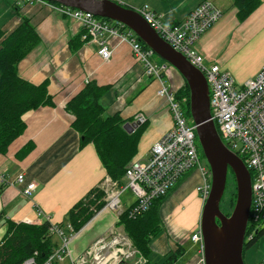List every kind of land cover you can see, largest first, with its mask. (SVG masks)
<instances>
[{
  "label": "crops",
  "instance_id": "0c3cea01",
  "mask_svg": "<svg viewBox=\"0 0 264 264\" xmlns=\"http://www.w3.org/2000/svg\"><path fill=\"white\" fill-rule=\"evenodd\" d=\"M116 1L135 9L146 6L162 22L173 25L183 20L202 0ZM210 2L220 9L222 16L198 39V47L194 51L203 57L210 58L214 43H220L219 40L224 43L233 32L264 31V0H261L259 7L243 22L237 21L236 9L231 6L232 0ZM14 4L15 0H0V31L9 33L21 22V16L30 18L41 40L19 63V75L35 84L47 80V89L52 95L54 105L40 106L25 112L22 115L26 123L25 130L9 144L4 154H0V176L3 178L0 181V187H3L0 189V240L7 230V219L39 224L47 215L51 223H61L68 210L91 189L100 187L107 176L94 145L87 143L80 146L81 136L71 126L73 115L65 109L69 99L88 81L110 86L100 98L105 114L118 112L126 122L139 121L142 124L146 121V128L138 143L136 159L147 158L151 145L173 126L166 98L158 94L161 85L166 84L164 76L168 77L167 87L174 96L186 82L173 66H168L169 63L162 59L152 62L158 67L166 65L158 77L144 74L143 65L133 56L129 42L117 37H107L112 50L108 60L98 55V46L93 42H83L73 52L69 48V40L82 29L78 20L63 15L56 5L39 2L22 3L18 15L14 12ZM153 56L154 52L151 57ZM220 61H225L224 55ZM215 63L221 66L219 61ZM263 63L264 57L244 78L256 75ZM224 67L222 68L225 69ZM139 114L143 115V122L139 120ZM28 142L33 143V149L25 157L17 158V151ZM19 174L23 176L21 183L16 179ZM195 179L200 183L198 170L190 171L179 180L164 201L166 203L171 199L168 205H173L176 199H180V209L184 211L186 220L178 214L177 216L185 220L181 223L183 226L194 231L199 227L203 205L196 190L198 182L194 189L189 188V182ZM6 180L11 183H5ZM30 181L36 183V188L32 195L25 196L21 190ZM161 207L162 212L165 211L164 203ZM37 209L44 215L38 214ZM117 215L115 210L101 208L78 232L70 236V255L56 262L69 264L71 258L77 257L111 227L123 229L116 225ZM160 237L159 254L173 250L167 233L163 232ZM184 237L185 235L181 238ZM55 239L60 245V239ZM188 241H181L186 248L177 264H187L195 258L187 248ZM253 245L243 253L244 263L256 264L264 257V248L253 255ZM151 248L155 251V241Z\"/></svg>",
  "mask_w": 264,
  "mask_h": 264
},
{
  "label": "built area",
  "instance_id": "2783aa9c",
  "mask_svg": "<svg viewBox=\"0 0 264 264\" xmlns=\"http://www.w3.org/2000/svg\"><path fill=\"white\" fill-rule=\"evenodd\" d=\"M60 10L66 16L80 22L84 30L82 39L96 43L97 53L104 60H108L112 53L107 38L111 36L129 42L133 56L143 65L144 74L158 77L160 71L165 69V64L158 67L156 63H152L150 57L153 51L150 48L143 49L137 36L123 24L112 25L90 12L79 9L60 7ZM136 10L165 41L203 73L209 89L211 119L223 143L244 162L250 173L251 205L247 226L255 229L264 227V63L256 75L237 83L218 63L207 64L205 57L191 48V43L198 40L222 16L220 9L210 0H202L183 20L173 25L162 22L159 16L146 6ZM158 94L166 98L173 126L151 145L146 159L136 160L127 166L123 184H118L109 176L103 179L101 189L106 194L105 208L118 209L122 212L121 195L130 190L135 196L136 204L129 214H139L150 207L152 200L166 195L179 179L192 170H198L200 173L201 180L196 190L200 193L201 199L204 201L209 194L211 173L200 164L199 156L202 155V149L192 119L187 118L183 102L174 96L166 84L161 85ZM139 120L141 122L145 120L142 114H139ZM16 179L21 183L23 176L19 174ZM0 181H3L1 176ZM5 183L11 181L6 180ZM35 188L36 183L30 181L26 183L21 193L30 196ZM37 211L38 214H43L39 209ZM45 216V219H48L47 215ZM113 228L114 231L108 230L92 241L77 257L71 258L69 264H145L146 259L134 247L126 232L117 229L118 227ZM52 229L60 239V245L44 264L61 261L66 255H70L68 243L73 234L69 232L72 230L71 225H66L67 232L57 226ZM252 235L253 232L247 239L249 240ZM189 238L198 246V259L195 264H205L203 239L199 229ZM32 263L35 264L34 259L30 258L23 264ZM256 264H264V257Z\"/></svg>",
  "mask_w": 264,
  "mask_h": 264
},
{
  "label": "trees",
  "instance_id": "16d2710c",
  "mask_svg": "<svg viewBox=\"0 0 264 264\" xmlns=\"http://www.w3.org/2000/svg\"><path fill=\"white\" fill-rule=\"evenodd\" d=\"M22 3L14 4L16 13L19 12ZM50 3L61 5L52 1ZM260 4L261 0H232L231 6L236 9L237 21L243 22ZM96 17L112 25L120 23L109 18ZM3 33L0 31V39ZM83 33L84 30L81 29L78 35L69 40L71 51H76L83 42H86L82 39ZM40 40L30 18L22 17L21 22L0 41V154H4L9 144L25 130L26 123L22 119L25 112L40 106L54 105L52 95L47 89V80L35 84L22 78L18 71L21 60L39 44ZM139 42L143 49H148L141 40ZM109 87V85H99L95 81H88L69 99L65 109L73 115L71 126L81 136L80 146L92 143L106 174L118 184H123L127 166L136 160H144L136 159V155L141 134L146 128V121L134 131L129 132L123 127L126 119L122 118L118 112L105 114L100 98ZM176 97L183 102L186 113L189 114L187 110L189 109V89L186 82L177 91ZM33 147V143H26L17 151L16 157L19 159L25 157ZM229 172L233 176V172ZM168 193L152 200L150 207L139 214H129L136 204L135 201L118 214L116 225L123 227L134 247L146 259L145 264H177L185 250V246L180 245L165 254L154 253L151 249L152 241L164 232L160 210ZM104 198L105 192L101 188L91 189L84 198L68 210L61 223L53 224L49 218L39 224L14 222L7 219V230L0 240V264H22L30 258L34 259L35 264H44L58 247L55 239L57 235L52 227L65 229V225L70 224L72 230L69 232H78L104 207ZM252 232V237L247 240ZM262 235H264V227L255 229L247 226L243 253ZM154 254H157L156 258ZM50 264H58V262L52 261Z\"/></svg>",
  "mask_w": 264,
  "mask_h": 264
},
{
  "label": "water",
  "instance_id": "95a60500",
  "mask_svg": "<svg viewBox=\"0 0 264 264\" xmlns=\"http://www.w3.org/2000/svg\"><path fill=\"white\" fill-rule=\"evenodd\" d=\"M117 21L132 30L158 57L173 66L189 89V112L202 152L211 173V186L203 202L199 230L205 264H245L243 245L251 205V178L243 161L221 140L209 107V89L203 73L175 50L133 7L114 0H45ZM139 121L126 122L129 132ZM233 172L236 200L230 214L219 207L228 171Z\"/></svg>",
  "mask_w": 264,
  "mask_h": 264
},
{
  "label": "rangeland",
  "instance_id": "374dc122",
  "mask_svg": "<svg viewBox=\"0 0 264 264\" xmlns=\"http://www.w3.org/2000/svg\"><path fill=\"white\" fill-rule=\"evenodd\" d=\"M114 1H116V0H114ZM116 2H118V1H116ZM39 3L52 4V3H50V1L39 2ZM121 4H123V3H121ZM56 6L58 7L59 10H60V7L69 8V9H77V8L67 7L64 5H56ZM125 6H127V5H125ZM13 9H14V7H13ZM67 11H72V10H67ZM19 13H20V10L16 14L19 15ZM63 15H65V14H63ZM22 17L23 16H21V19H22ZM7 34H9V33H3L0 41ZM221 41L222 40H219L220 43H214V46H213L214 51H213L210 58L205 56V62L207 64H210L212 62L219 61L221 66L222 67L225 66L224 68L230 72V75L232 76V78L237 83H242L245 80V78H244L245 75H247L251 70H253L257 66L258 62L264 57V31L258 30L254 33H252L249 30L245 31L244 33L233 32L230 35V37L228 36L226 38V41L224 43H222ZM197 43H198V40L191 43V48L193 50H195V48L197 49V47H198ZM215 45H216V47H215ZM222 55H224V57H225V61H223V62L220 61V58ZM156 59L161 61V58L158 57L154 53V56L150 57V60L152 62H154ZM223 63L225 65H223ZM168 66H171V65L168 64ZM167 78L168 77L164 76V81H165L166 85H169V81L167 80ZM179 90H180V88H179ZM187 110L189 112V109H187ZM186 115H187V118L191 119L190 112H189V114L186 113ZM196 145H197V142H196ZM197 149L199 150L198 145H197ZM199 157H200L201 166L204 168L206 167L208 169L209 165L207 163L206 157L204 156L203 152H202V155ZM183 178L184 177H182L181 179H183ZM178 183L179 182H176L175 186ZM189 183L191 186L189 188L193 187V189H194L196 183H197V185L199 184V181L197 179H195ZM198 194L200 195L199 192H198ZM134 199H135V196L133 195V193L130 190H126L125 192H123L121 195V208H122V210L126 209L134 201ZM235 200H236V183H235L234 177L229 172V174L227 175L226 186H225L224 192L222 194L221 200L219 202L220 210L224 214H230L233 207H234ZM170 202H171V199H169V201L166 203L164 202L165 211L162 212V207L160 210L162 220L164 223V232L167 233V237L170 238V240L172 241L169 245L172 247L173 250H175L177 245L184 247V245L181 244V241H185L186 239L189 240L187 243V248H188L190 254L195 255V258L193 260H189L187 262V264H193V263L195 264L198 246L196 244H193V242H191L189 239V236L194 232V230H191L190 228H186L188 226H183V224H181L183 221L186 220L185 215H184V211L182 209H180L181 208L180 207L181 200L176 199L173 202V205H168ZM115 211L117 212V214L120 213V210H118V209ZM177 214L179 216H181L182 218H184L185 220L179 219ZM113 227H111L109 229V231H114ZM117 229H120V228H117ZM184 235H185V237L182 239L181 237ZM160 236L161 235H158L152 241V243L155 241V251H152V252L157 253V254H159V252L161 251V249L158 247V243H159V241H161ZM174 240H175V242H174ZM253 246H254L252 248L254 250L253 255L256 253H259L264 248V235H262L256 241V243ZM246 251H245V253H246ZM165 253H163V254H165ZM157 254H154V258L157 257ZM66 256H69V255H66ZM251 258H252V256H250L249 259H251ZM181 263L182 262H180L179 264H181ZM58 264H62V263L58 262ZM245 264H247V263L245 262Z\"/></svg>",
  "mask_w": 264,
  "mask_h": 264
}]
</instances>
